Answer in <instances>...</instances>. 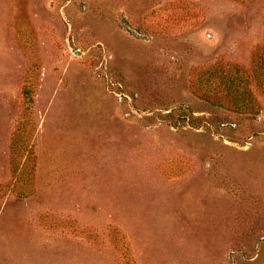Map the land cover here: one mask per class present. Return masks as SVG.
<instances>
[{
    "label": "rangeland",
    "instance_id": "374dc122",
    "mask_svg": "<svg viewBox=\"0 0 264 264\" xmlns=\"http://www.w3.org/2000/svg\"><path fill=\"white\" fill-rule=\"evenodd\" d=\"M0 264H264V0H0Z\"/></svg>",
    "mask_w": 264,
    "mask_h": 264
},
{
    "label": "trees",
    "instance_id": "16d2710c",
    "mask_svg": "<svg viewBox=\"0 0 264 264\" xmlns=\"http://www.w3.org/2000/svg\"><path fill=\"white\" fill-rule=\"evenodd\" d=\"M215 70L208 69L205 73L198 71L194 76V91L208 99L209 101L219 104H228L236 109H255L257 104L255 94V85L259 86V82H254V74L243 76L238 80L233 78H222L219 82L212 80ZM258 81L261 79L259 77ZM261 86V84H260ZM256 101V102H255Z\"/></svg>",
    "mask_w": 264,
    "mask_h": 264
}]
</instances>
